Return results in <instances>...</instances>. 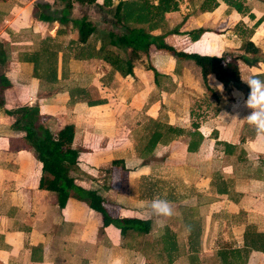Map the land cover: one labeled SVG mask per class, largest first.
Here are the masks:
<instances>
[{"label": "crops", "instance_id": "obj_1", "mask_svg": "<svg viewBox=\"0 0 264 264\" xmlns=\"http://www.w3.org/2000/svg\"><path fill=\"white\" fill-rule=\"evenodd\" d=\"M34 1H7L15 4L11 11L22 17L20 32L26 34L11 40L12 35L0 32L7 49L2 73L9 82L0 104V264H264V249L253 246L254 238L264 236V140L246 122L251 109L243 103L250 92H245L244 80L253 75L264 80V0H236L242 13L222 0L211 11L201 9L202 0H184L183 13L179 0L177 10L165 13L163 26L152 32L186 54L239 55L242 87L223 91L212 73L203 82L190 59H178L189 63L181 68L168 65L173 56L164 50L148 53L152 65L139 69L135 64L142 63L143 55L126 76L100 59L73 58L67 42L76 38V30L69 22L43 21L38 11L33 19ZM75 5L92 6L73 1L71 12ZM208 18L219 27L212 36L204 24ZM51 22L52 32H40ZM194 29L203 31L191 40L187 32ZM68 31L75 36L67 37ZM243 40L257 52L243 51ZM46 41L49 50L56 49L54 82L33 75L35 64L39 74L45 68ZM89 42L98 49L97 36L91 35ZM65 52L69 56L63 65ZM94 62L106 72L96 73ZM148 72L156 73L150 83L153 107L162 103L160 92L166 87L157 76L165 74V84L177 88L167 95L168 105L157 107L164 112L149 113L141 122L138 117L131 125V116L120 113L123 106L117 100L126 86L141 88ZM90 89L101 97L93 98ZM195 103L198 109H189ZM20 105H36L50 130L73 124L74 183L101 196L110 217L148 220V231L121 233L113 224L103 226L100 215L73 196L58 207L56 193L44 188L41 164L23 132L12 129L4 113ZM151 122L181 132L143 149L151 132L145 126ZM156 197L170 202L171 217L149 214L147 205ZM161 221L165 227L157 235Z\"/></svg>", "mask_w": 264, "mask_h": 264}, {"label": "trees", "instance_id": "obj_2", "mask_svg": "<svg viewBox=\"0 0 264 264\" xmlns=\"http://www.w3.org/2000/svg\"><path fill=\"white\" fill-rule=\"evenodd\" d=\"M62 7L49 14L45 10L48 4L36 0L33 7L37 9V17L43 21H56L63 26L70 23V27L76 30V38L68 40L67 50H74L72 57L77 59L96 58L107 63L112 71H117L121 76L132 74L134 64L147 55L150 49L164 50L176 59H190L200 69L203 82L210 73L214 75L224 87L241 88L237 61L241 59L237 54H223L220 56L205 55L198 53L186 54L175 50L171 45L163 41L162 35H154L152 32L164 24L163 15L155 16V12H171L178 8L179 0H60ZM94 5L98 9H112L110 15V29L106 32L107 43L101 48L95 49L90 45L89 37L94 34L96 25L86 16L72 17L70 15L72 2ZM233 7L237 12L242 13L244 8L236 0H222ZM217 6V0H202L201 9L211 11ZM201 29H194L187 32L191 40H196L202 33ZM58 33V31H57ZM48 39V38H47ZM46 49L45 68L39 74L36 64L33 67V75L37 78H45L48 81L56 80V49L49 50L50 43H43ZM241 49L245 52H257V48L248 40H243ZM65 57L69 53H63L61 64L64 65ZM36 61V55L34 56ZM7 58V49L0 42V65H3ZM150 69H153L150 67ZM9 82L0 73V104H2L3 90L8 87ZM249 92V87H245ZM72 96V92H69ZM94 103V102H93ZM10 118L11 127L23 132V140L30 147L35 158L41 164V172L45 175L44 188L56 193L58 207H63L66 200L73 196L86 203V205L101 217L103 226L113 224L121 233L131 229L137 233L148 231V220L123 217L112 218L109 216L104 199L94 190L84 189L74 183L70 171L77 163V153L71 142L74 134L73 124H65L52 132L44 124L39 115L36 105H20L13 109L4 110ZM145 128L151 127V132L145 138L143 149H151L157 142L167 141L177 135L181 130L171 126H161L159 123L151 122ZM139 154L142 155V151ZM119 160H112L111 164H117ZM43 180V179H42ZM43 184V182L41 183ZM253 246L257 249H264V236L254 238Z\"/></svg>", "mask_w": 264, "mask_h": 264}, {"label": "rangeland", "instance_id": "obj_3", "mask_svg": "<svg viewBox=\"0 0 264 264\" xmlns=\"http://www.w3.org/2000/svg\"><path fill=\"white\" fill-rule=\"evenodd\" d=\"M7 1H9V0H0V32H2L1 36L6 35L8 38L10 37V35H12V37H11V40H12V39H14V35H17L19 37L21 34H26V33L23 31L20 32V29L22 28V26H24V23H23L24 21H23V19H21L22 17H19V15L17 17V13H16L17 11L16 10L11 11L12 8H10V7H13V5H15V4L7 2ZM11 1L16 2V3L21 2V4H23V3H28V1H30V0H11ZM40 1L48 4L49 8L46 9L45 11L48 12L49 14H54V12H52V11L53 10L58 11L63 5V2L60 0H40ZM186 6H187L186 1L183 0L179 6V9L181 10V12L187 13V11H185ZM111 10L112 9H109V8L98 10L93 5L88 6V7H86L84 5L77 7L75 5L73 7V12H71L70 15L72 14L71 15L72 17H80V15L84 14L92 21L93 24L96 25L94 35L97 36V38H98V42H99L98 48H101L102 46H104L107 43L106 32L110 29ZM34 12H35V14L32 15L33 19L36 16L37 9H35ZM165 13H167V12H165ZM165 13L164 12L161 13V12L157 11L154 14H155V16L163 15V18H164L165 16H167V15H165ZM22 16H24V14H22ZM11 19H13L14 23L8 22V21H11ZM11 24L12 25L15 24V27H13ZM204 24H208L207 28L210 29L209 30L210 36H212V34H214L216 32H219L218 31L219 27L215 26V23L213 22L212 18L206 19V22H204ZM54 28H55V24L51 22L49 24L44 25V29L41 30L40 32H43V34H49V31L52 32L53 31L52 29H54ZM35 29H37V28H35ZM67 29L69 30V25H68ZM22 30H24V29L22 28ZM18 34H20V35H18ZM32 34H35V33H33V31H32ZM37 34H39V33H37ZM67 34H68L67 37H74L75 31H68ZM160 35H162V34H160ZM1 36H0V39H2ZM155 50H157V49H155V48L150 49L148 53L154 52ZM147 55L143 56L142 63L135 64V66L138 67L139 69H145L144 68L145 65L151 66L152 64L148 60ZM171 59H172V57H171ZM184 63L189 64V63H186L184 61L178 60L174 57H173L172 62L170 60L168 61V65L169 64L173 65V68H181ZM4 64H5V62H4ZM3 65H0V73H2V69L4 67ZM94 65H96L94 67L96 70L95 71L96 73L99 74L101 71L103 73L106 72L105 69L103 68V66L101 67L99 64L97 65L95 62H94ZM155 74L156 73H154V75ZM152 75L153 74H151V72H148V75H147L148 77H144L143 86L141 88L137 87L136 83L135 84L132 83L129 88L127 86L124 87L121 91V98L117 100V101H121V104H122L121 106H123L122 107L123 109L120 111V113L131 116L132 119L129 120L130 122L128 121L131 125L134 124V119H136L138 117L140 118V122H141V121H143L144 118L149 117V115H150L149 113L155 114V113L160 112V111L164 112V108L162 109V107H160L158 109L157 107L160 104H162L163 106L165 104L168 105L169 103L167 101V95L171 92L173 94V89L177 88V85H175V83H174L173 87L171 85L165 84L164 80L166 77L161 78L162 76H165V74L162 76L160 75L159 77L157 76V78L159 79V82H161L160 85L166 86V87H163L161 92H160L162 94V96L164 97V99H162V103L155 105L156 109H153L155 107H153V105L150 104V100H151L150 99V96H151L150 83L152 80ZM145 81L147 83H145ZM169 87H170V89L171 88L172 89L170 90ZM92 90L93 89H90V93H91L93 98H100L101 97V95L97 91H92ZM169 90H170V92H168ZM108 92H110V93L106 94L107 98H109L111 96L112 91H108ZM199 94H201V93H199ZM113 97L117 98V96H115L114 93H113ZM177 104H178V102L170 105V107L174 108V106ZM191 108L198 109L196 103L194 105L190 104L189 109H191ZM212 108L207 113L212 112ZM196 112L197 111H195V113ZM8 119H10V118L8 117ZM44 124H46V123H44ZM9 125L11 127L10 121H9ZM12 129H15V128H12ZM15 130L19 131V129H15ZM50 131L54 132V130H52V129ZM75 167H74V169H75Z\"/></svg>", "mask_w": 264, "mask_h": 264}, {"label": "clouds", "instance_id": "obj_4", "mask_svg": "<svg viewBox=\"0 0 264 264\" xmlns=\"http://www.w3.org/2000/svg\"><path fill=\"white\" fill-rule=\"evenodd\" d=\"M244 82L248 85L250 92L243 103L251 109L245 120L255 129L258 138L264 140V80L253 75L244 80ZM218 90L223 91L222 84L219 85ZM147 208L150 215L162 218H168L174 214L170 202L165 198H154L148 203ZM164 227L165 224L161 221L159 224L160 231L157 232V235L163 234L162 230ZM186 230L190 231L191 227L186 226Z\"/></svg>", "mask_w": 264, "mask_h": 264}]
</instances>
